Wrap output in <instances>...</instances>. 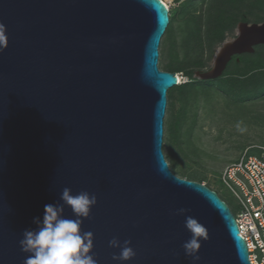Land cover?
Returning <instances> with one entry per match:
<instances>
[{
    "label": "water",
    "instance_id": "obj_1",
    "mask_svg": "<svg viewBox=\"0 0 264 264\" xmlns=\"http://www.w3.org/2000/svg\"><path fill=\"white\" fill-rule=\"evenodd\" d=\"M0 22V264H24L23 231L65 187L98 198L82 225L98 264H117L113 237L132 241L126 264H192L180 208L208 230L198 264H252L227 203L167 162L168 94L180 81L159 67L163 0H0Z\"/></svg>",
    "mask_w": 264,
    "mask_h": 264
},
{
    "label": "rangeland",
    "instance_id": "obj_2",
    "mask_svg": "<svg viewBox=\"0 0 264 264\" xmlns=\"http://www.w3.org/2000/svg\"><path fill=\"white\" fill-rule=\"evenodd\" d=\"M163 1L171 24L159 67L183 79L168 94L167 162L179 177L216 190L236 214L221 175L244 151L264 146V27L253 35L247 27L264 25V0ZM229 44L236 50L220 60Z\"/></svg>",
    "mask_w": 264,
    "mask_h": 264
},
{
    "label": "clouds",
    "instance_id": "obj_3",
    "mask_svg": "<svg viewBox=\"0 0 264 264\" xmlns=\"http://www.w3.org/2000/svg\"><path fill=\"white\" fill-rule=\"evenodd\" d=\"M7 43L6 25L0 22V51L7 47ZM97 203L98 198L94 193L80 191L74 194L70 188H63L60 202L46 204L43 217L34 218L36 228L23 231V238L19 241L20 248L29 254L24 264H98L93 254L94 234L82 231L84 220L90 218ZM66 208L71 209V218L65 215ZM188 211L180 208L175 214L185 215V227L191 237L184 242L183 248L185 254L191 257L192 264H198L201 260V241L208 239V230L195 217L186 215ZM131 245V240L121 241L118 237H113L109 241V247L119 249V252L112 254V260L117 264L132 261L136 251Z\"/></svg>",
    "mask_w": 264,
    "mask_h": 264
},
{
    "label": "built area",
    "instance_id": "obj_4",
    "mask_svg": "<svg viewBox=\"0 0 264 264\" xmlns=\"http://www.w3.org/2000/svg\"><path fill=\"white\" fill-rule=\"evenodd\" d=\"M221 180L237 201L235 217L251 263L264 264V146L244 151L222 172Z\"/></svg>",
    "mask_w": 264,
    "mask_h": 264
},
{
    "label": "bare ground",
    "instance_id": "obj_5",
    "mask_svg": "<svg viewBox=\"0 0 264 264\" xmlns=\"http://www.w3.org/2000/svg\"><path fill=\"white\" fill-rule=\"evenodd\" d=\"M166 2V1H165ZM166 4H168L167 2H166ZM169 5V4H168ZM261 30V29H260ZM240 31H241V35L242 34H244V32L245 31H247V28L245 27V26H241L240 27ZM249 31V30H248ZM257 34V33H256ZM251 35V34H250ZM263 35V34H262ZM260 36V35H259ZM253 37V36H252ZM251 38V37H250ZM262 38H264V37H262ZM242 40V39H241ZM259 40V39H258ZM238 42V41H237ZM241 42V41H240ZM236 43V42H235ZM249 43V42H248ZM244 44V43H243ZM252 44V43H251ZM236 45H231V44H229L228 45V47L227 48H224V50H223V52L221 53L222 55L221 56H219L220 58V60H222V59H224L225 58V56L228 54V53H230L231 52V49L233 48V47H235ZM233 50H236L235 48H233ZM240 50V49H239ZM178 77H179V81H180V83L179 84H181L182 83V81H183V79L181 78V76L180 75H178Z\"/></svg>",
    "mask_w": 264,
    "mask_h": 264
},
{
    "label": "flooded vegetation",
    "instance_id": "obj_6",
    "mask_svg": "<svg viewBox=\"0 0 264 264\" xmlns=\"http://www.w3.org/2000/svg\"><path fill=\"white\" fill-rule=\"evenodd\" d=\"M215 191V190H214ZM217 192V191H216ZM220 196V195H219ZM221 198V197H220ZM222 199V198H221ZM223 200V199H222Z\"/></svg>",
    "mask_w": 264,
    "mask_h": 264
}]
</instances>
